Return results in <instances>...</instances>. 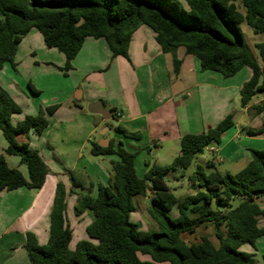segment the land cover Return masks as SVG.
<instances>
[{
  "label": "trees",
  "instance_id": "obj_1",
  "mask_svg": "<svg viewBox=\"0 0 264 264\" xmlns=\"http://www.w3.org/2000/svg\"><path fill=\"white\" fill-rule=\"evenodd\" d=\"M242 24L262 35L263 41L254 46L247 43ZM142 25L153 31L161 51L173 56L175 74L182 64L177 50L184 48L198 59L202 71L229 78L245 67L252 70L240 92L242 107L264 93V0H0V72L7 63L15 67L18 46L32 29L41 33L47 48L65 56L61 70L67 74L87 38L104 39L112 57L129 59L131 37ZM29 88L38 92L31 84ZM57 108L46 110L52 114ZM252 108L261 114L264 101ZM19 113L20 106L0 84V130L7 142L4 154L0 153V192L23 187L39 190L49 174L39 152L19 140L44 132L48 127L45 113L27 115L13 125L12 117ZM233 126V116L228 115L214 128L182 136L172 164L147 163L143 178L136 173L137 152L125 149L121 141L112 140L108 147L91 142V155L119 159L111 162L109 183L99 184L95 196L70 173L71 190L78 195L75 214L87 211L92 217L86 228L89 239L70 248L73 231L67 217V192L59 182L47 243L39 244L32 232L25 234L30 264H255V254L240 248L244 244L255 247L264 236V148L252 149L248 164L235 174L219 171L212 161L207 163L212 168L209 172L197 165L189 177L193 193L183 198L171 191L165 179L170 171L187 170L206 147L220 144ZM115 130L130 139L141 138L120 125ZM6 155L18 157L28 176L9 167ZM147 193L156 231L141 230L130 219L136 211L134 197ZM174 208L176 218L171 216ZM210 227L214 239L208 234L198 241L184 238Z\"/></svg>",
  "mask_w": 264,
  "mask_h": 264
},
{
  "label": "crops",
  "instance_id": "obj_2",
  "mask_svg": "<svg viewBox=\"0 0 264 264\" xmlns=\"http://www.w3.org/2000/svg\"><path fill=\"white\" fill-rule=\"evenodd\" d=\"M40 36L32 29L20 42L29 40V49L24 52L19 49V44L15 67L7 63L0 72L1 86L21 108V113L12 117L13 121L18 123L27 115L35 116L40 111L45 113L48 127L44 132L40 136L30 133L19 140L37 150L49 169L46 181L39 190L23 187L0 192V264H30L24 247L26 232L34 233L39 244L47 243L50 214L59 182L65 185L67 192V217L73 231L70 248L74 249L80 240L89 239L86 228L92 217L87 211L81 216L75 214L78 195L71 190L70 173L76 164L69 162H73L70 161L72 158H84L83 149L97 130L101 138L100 142H94L101 147H108L112 140L121 141L125 149L138 153L143 148H150V145L155 151L168 145L173 147L176 156L172 159H175L182 136L200 134L232 115L235 126L223 134L220 144L209 147L212 160H207L206 165L212 161L214 165L238 166L234 172H223L235 174L248 164L252 149L264 148V111L255 114L252 108L264 101V93H259L261 97L257 94L248 106H241L240 92L252 77L250 68L245 67L236 75L225 78L217 72L202 71L198 59L187 55L184 48H179L176 55L182 64L179 73L175 74L173 56L163 53L153 31L142 25L131 37L129 59L112 57L104 39L87 38L72 61L73 69L66 74L69 82L63 96L43 98L40 85L54 71L47 69L42 74L41 71L34 73L31 70V73H25L20 68L22 57L31 52L40 55L43 51L46 53L45 61L62 68L65 56L57 49L47 48ZM30 84L37 93L29 88ZM73 90L76 91L75 98L71 96ZM54 105L58 108L52 114L48 113L47 107ZM101 105L113 111V118L120 123L118 125L129 133L140 134L141 138L130 139L116 130L112 138H106L113 118L106 120L97 113L103 110ZM117 126H113L114 129ZM6 148L7 142L0 130V153L4 154ZM90 156L95 157L91 152ZM103 157H108L110 162L119 159L116 155ZM5 158L9 167L28 176L27 168L19 159L8 155ZM85 169H88L87 166ZM85 171L88 188L95 196L97 186L106 185L111 174L99 166ZM84 185V189H88ZM177 216L178 213H175L173 218ZM136 224L145 230L141 222ZM246 251L255 254V264H264V236L257 239L255 247L249 245Z\"/></svg>",
  "mask_w": 264,
  "mask_h": 264
},
{
  "label": "rangeland",
  "instance_id": "obj_3",
  "mask_svg": "<svg viewBox=\"0 0 264 264\" xmlns=\"http://www.w3.org/2000/svg\"><path fill=\"white\" fill-rule=\"evenodd\" d=\"M40 35L41 33L35 29ZM241 30L243 33V37L246 40L247 43L250 45L254 46V44L258 42L263 41V36L260 34H254L252 30L246 25L242 24L241 25ZM41 37V42H43V37ZM29 40H24L20 46L19 49L22 51L26 52L27 49H29ZM40 43V46L42 45ZM45 49H47L45 47ZM47 51V50H46ZM58 51V50H57ZM37 54V55H36ZM40 60H38V59ZM46 59V53L42 51V53H35L33 52L30 53L27 57H22L21 63H20V68L23 72L31 73L32 72L36 73L38 71H41L42 74L43 72H46L47 69H52L54 73L48 74L44 81H42L41 88L43 90L42 97L43 98H55V97H62L64 90L66 88V84L69 82L68 76L61 70V68L55 67L52 63H49L45 61ZM72 90V89H71ZM71 96L75 98L76 96V91L73 90L71 92ZM258 97H261V94L257 95ZM12 121V124L15 125L16 121ZM119 121L116 118H113L110 121V130L105 134L106 138H112L115 135V129L113 126H117ZM101 138L99 134V130H97L91 139V141L88 142V144L85 146L83 149V155L84 158L80 160H76L75 158H72L73 162H69L70 164L74 165L76 164L75 167H72L73 171L72 174L73 176L81 182V184H85L88 188V182H87V174L85 170H93L96 169L98 166L101 168H105L106 172L111 174V162L109 158L107 157H92L90 156V148L91 144L90 142L98 141ZM100 142V141H98ZM210 147V146H209ZM209 147H206L204 149L203 154L198 155L197 158L193 161L191 166L185 170H178V171H170L165 179L167 181L168 186L171 188V191L179 198H183L184 196L193 193V190L190 186V181L189 177H191L194 172L196 171L197 165H202L205 167V170L207 172L211 171L212 168H208L206 165L207 160H212V154H209ZM180 148V147H179ZM179 150L177 151V156L179 154ZM175 153L173 152V147L166 145L164 148L155 151V148L153 145H150V148H143L141 151H138L137 158L135 161V167L137 171V175L139 178H143L145 173L147 172L148 168L146 166L147 163L149 164H157L163 167L170 166L173 162L174 159H172V156ZM14 159H19L16 156H12ZM24 166V165H23ZM87 166L88 169H85ZM25 167V166H24ZM215 168L218 169L221 172L224 171H230L234 172L237 170L238 166H230V165H224L222 163H216ZM90 172V171H89ZM109 183V181H106V185ZM81 192V190H79ZM133 204L136 207V211L131 213V221L133 223L141 222L143 224V228H145L146 231H156L158 230V227L152 217L149 214V208L151 206V195L147 193L146 196L142 195H137L133 199ZM177 213V209L174 208L172 210L171 216L173 217L174 214ZM204 234L211 235V237L214 239L213 236V229L210 227L208 229H199L197 233L193 236H187L185 235L184 238L186 241H198L200 240V237ZM247 247H249V244H244L241 246L240 250L243 252L247 253ZM146 258V261H150V258L148 256H142ZM149 259V260H147Z\"/></svg>",
  "mask_w": 264,
  "mask_h": 264
},
{
  "label": "water",
  "instance_id": "obj_4",
  "mask_svg": "<svg viewBox=\"0 0 264 264\" xmlns=\"http://www.w3.org/2000/svg\"><path fill=\"white\" fill-rule=\"evenodd\" d=\"M101 106L103 107V105H101ZM97 113L101 114L104 117V119H106V120L114 117L113 111L106 110V109H104V107H103V110L97 111Z\"/></svg>",
  "mask_w": 264,
  "mask_h": 264
},
{
  "label": "built area",
  "instance_id": "obj_5",
  "mask_svg": "<svg viewBox=\"0 0 264 264\" xmlns=\"http://www.w3.org/2000/svg\"><path fill=\"white\" fill-rule=\"evenodd\" d=\"M116 115L119 117L120 116V113H116Z\"/></svg>",
  "mask_w": 264,
  "mask_h": 264
}]
</instances>
